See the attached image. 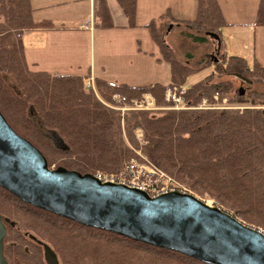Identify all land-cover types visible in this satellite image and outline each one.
Instances as JSON below:
<instances>
[{
  "label": "trees",
  "instance_id": "16d2710c",
  "mask_svg": "<svg viewBox=\"0 0 264 264\" xmlns=\"http://www.w3.org/2000/svg\"><path fill=\"white\" fill-rule=\"evenodd\" d=\"M115 2L127 25L132 26L136 0ZM194 4L192 18L176 19L172 9L167 8L157 19L169 17L183 24L195 32L193 36L199 41L220 35L226 22L217 0H194ZM93 16L103 23L99 26H109L102 0H98ZM153 22L144 27L157 49L155 62L169 66V86L186 85L189 77L213 68V73L187 86L184 102L193 109H169L171 104L164 101L168 86L157 83L130 87L96 80L92 91L84 88L79 76L29 72L20 35L25 30L50 29L53 24L47 20L34 22L29 0H0L1 116L41 153L48 168L62 167L81 175L116 173L134 157L133 150H139L197 196L206 195L245 224L264 230V92H251L243 101L229 95L235 79L264 84V68L255 60L249 64L236 55L212 63H183L163 45ZM253 25L264 27V0H258ZM3 76L9 77L14 89L6 86ZM223 77L230 79L220 81ZM146 94L153 99L156 110H116L122 104L129 107ZM113 95L124 102L112 101ZM215 95L243 109H196L203 100L215 103ZM31 112L41 127L54 135L39 129ZM137 128L143 132L142 144L135 139ZM0 217L8 222L4 224L2 251L8 264H45L41 247L28 236L46 244L58 264H205L177 252L78 225L22 203L1 188Z\"/></svg>",
  "mask_w": 264,
  "mask_h": 264
},
{
  "label": "water",
  "instance_id": "95a60500",
  "mask_svg": "<svg viewBox=\"0 0 264 264\" xmlns=\"http://www.w3.org/2000/svg\"><path fill=\"white\" fill-rule=\"evenodd\" d=\"M0 188L30 205L78 225L177 252L205 264H264V233L193 195L171 192L149 197L92 174L48 168L44 157L18 136L0 114ZM0 217V264L4 224ZM10 226H13L10 223ZM42 249L45 264H58Z\"/></svg>",
  "mask_w": 264,
  "mask_h": 264
},
{
  "label": "crops",
  "instance_id": "0c3cea01",
  "mask_svg": "<svg viewBox=\"0 0 264 264\" xmlns=\"http://www.w3.org/2000/svg\"><path fill=\"white\" fill-rule=\"evenodd\" d=\"M102 1L110 23L106 27L99 26L103 23L99 18L93 16L98 0H29L32 20L34 22L50 21L53 28L30 29L21 33L20 42L26 69L29 72L40 71L51 75L79 76L83 80L90 78L93 82L100 80L109 85L121 84L141 87L157 83L161 86H169V79L167 81L163 79V82L159 81L162 71L158 72L157 70L162 63L155 62L154 59L158 57L157 49L147 28L144 27L153 19H138L139 0H136L135 19L132 26L127 25L118 5L116 9L112 1L110 3L107 0ZM217 2L225 19L226 27L222 29L220 35L209 36V39L215 43L218 55L220 57L240 56L249 64L255 60L264 68V27L253 25L257 7L251 19L231 23L232 21L227 20L220 0ZM84 3L87 4L86 18L76 21L67 22L43 14L45 10L60 5ZM241 12L243 13L244 10ZM172 13L174 16L173 9ZM175 18L186 17L178 15ZM225 30L229 31V35L235 36L241 41L242 50H239V45H236L233 51L228 52V47L224 44V51H220V40ZM245 41L246 43H244ZM209 69L195 75H201L204 71L213 73ZM201 76L199 79L208 75ZM194 83L187 82L186 86Z\"/></svg>",
  "mask_w": 264,
  "mask_h": 264
},
{
  "label": "rangeland",
  "instance_id": "374dc122",
  "mask_svg": "<svg viewBox=\"0 0 264 264\" xmlns=\"http://www.w3.org/2000/svg\"><path fill=\"white\" fill-rule=\"evenodd\" d=\"M107 1L108 3L112 1L114 7L116 9L118 8L114 0H107ZM220 2L222 4L223 10L225 11L227 20L229 22L232 21L231 23H233L234 21L244 22L248 20L249 18L251 19L254 16V12L256 10L258 0H220ZM168 7L173 9L174 17L175 16L178 17L179 15V16H182V17L184 16L187 19H189L194 16L195 5H194L193 0H139L138 19L139 20H142V19L147 20L148 18L153 19L154 20L153 27L155 31L157 32V35L159 36L163 45L168 48L170 53L176 59H178L179 61L183 63H186L188 65H193L194 62L199 61V60H203L205 63H212V61L216 59H221V57L218 55L217 50L215 48L216 47L215 43L211 42L209 38L206 37L207 41H199L198 39L194 38V36H196L194 35L195 32H193L192 29L185 27L183 24L178 25L172 22L169 17H164L161 20L157 19V15L161 14L164 11V9ZM243 10L244 12L242 13L241 11ZM43 14L50 16V17L52 16V17L60 18L62 20H66L67 22H72V21L86 18L85 16L87 15V4L84 3V4L60 5L55 8L45 10ZM228 32H229L228 30L223 31V34L220 40V43H221L220 51L221 50L224 51V47H223L224 44L227 45L228 50H229L228 52H231V50L233 51L236 45H239L238 47L239 50H242L241 41L235 36L229 35ZM186 34L192 35V37L186 36ZM199 36H202V35L199 34ZM244 43H246V41ZM228 54L230 55L231 53H228ZM209 70L213 71V69H209ZM157 71L158 72L162 71L159 77V81L163 82V79L167 81L170 78L169 69H168L167 64L162 63L161 66L158 67ZM209 73L211 74V72L204 71L201 75H209ZM201 75L192 76L188 79L187 82L189 84H192L196 81H199L202 79V78L199 79V76ZM3 79H4L6 86L14 89V85L12 81L9 79V77L3 76ZM203 79H204V76H203ZM229 79L230 78L228 77H223V78H220V81H226ZM232 82H233V86L231 87L229 91V95H231V97H233L236 101H243V100L249 99L248 95L254 91L264 92V84L261 82H254V83L249 84V83L242 82L239 79L232 80ZM238 93H240V95L242 96H239ZM31 113L30 115L39 129H41L42 131H44L46 134L50 136L54 135L52 132L44 130L41 127L39 120L33 115V113L32 114ZM53 139H55V141L57 142V138L53 136ZM134 151L138 152L139 150H133L134 157H131L130 159L134 161H139L140 157ZM139 154L148 161V159L140 151H139ZM130 159H128L127 161H129ZM49 168H53V166H50ZM98 172L106 173V172H101V171H98ZM116 173L108 172V174H116ZM193 194L195 195V197L206 201L209 205L219 207L217 203H215L214 200L209 199L206 195L199 197L195 193ZM247 226L254 227L252 225H247ZM254 228L259 229L264 233L263 229L256 228V227Z\"/></svg>",
  "mask_w": 264,
  "mask_h": 264
},
{
  "label": "built area",
  "instance_id": "2783aa9c",
  "mask_svg": "<svg viewBox=\"0 0 264 264\" xmlns=\"http://www.w3.org/2000/svg\"><path fill=\"white\" fill-rule=\"evenodd\" d=\"M83 86L85 89H91L92 91L94 90V84L92 79L90 78L83 80ZM186 89V85L167 87V90H165L164 92V101L171 104L169 109H193L192 107H189V105H186L184 102L183 96L186 93ZM213 99L215 103L210 104L206 100H203L196 109H243V107L229 106L225 98L220 101L218 95H215ZM111 100L120 104L124 102V99L118 95H113L111 97ZM156 109L157 108L154 105L153 99L147 94L143 95L140 99L133 101L129 107H126L122 104L120 105V107L116 108V110H119L120 113H123L126 110L152 111ZM134 135L138 143L142 144L143 132L137 128L134 131ZM136 154L140 157V160L134 161L130 159L123 164L121 170L118 173L108 174L96 171L92 174V176L101 183L123 185L128 188L142 191L149 197H156L171 192H178L195 196L193 192L190 191L185 185L179 183L168 174H165L159 168L155 167L144 157H142L139 154V151L136 152Z\"/></svg>",
  "mask_w": 264,
  "mask_h": 264
}]
</instances>
